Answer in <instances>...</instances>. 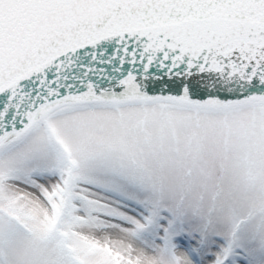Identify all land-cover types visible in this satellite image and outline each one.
Masks as SVG:
<instances>
[{
  "label": "snow or ice",
  "instance_id": "obj_1",
  "mask_svg": "<svg viewBox=\"0 0 264 264\" xmlns=\"http://www.w3.org/2000/svg\"><path fill=\"white\" fill-rule=\"evenodd\" d=\"M0 264H264V0H0Z\"/></svg>",
  "mask_w": 264,
  "mask_h": 264
}]
</instances>
